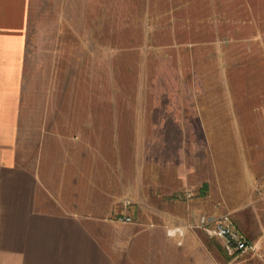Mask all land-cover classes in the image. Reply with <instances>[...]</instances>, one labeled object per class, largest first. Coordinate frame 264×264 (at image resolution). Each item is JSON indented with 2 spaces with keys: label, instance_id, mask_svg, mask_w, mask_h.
I'll return each mask as SVG.
<instances>
[{
  "label": "crops",
  "instance_id": "obj_1",
  "mask_svg": "<svg viewBox=\"0 0 264 264\" xmlns=\"http://www.w3.org/2000/svg\"><path fill=\"white\" fill-rule=\"evenodd\" d=\"M160 2L0 0V264H264V57L236 67L208 0ZM157 47L179 88L126 117L110 57ZM225 214L256 250L201 228Z\"/></svg>",
  "mask_w": 264,
  "mask_h": 264
},
{
  "label": "rangeland",
  "instance_id": "obj_2",
  "mask_svg": "<svg viewBox=\"0 0 264 264\" xmlns=\"http://www.w3.org/2000/svg\"><path fill=\"white\" fill-rule=\"evenodd\" d=\"M133 1L124 0L125 3L119 6L122 9L117 12L119 18L125 17L126 19L127 17L130 18L135 15L134 9L132 8ZM208 1L212 5L211 12L214 11V16L209 18V20L213 24H218L219 22L220 39L218 41L221 45L229 46L226 48V52L229 55L237 53L236 57L233 58L234 62H236V67L245 68L250 66V63L260 66L262 57H264V0ZM157 3V8L161 7L160 0H157ZM162 3L164 4V1ZM113 4H117V1H114ZM127 4L131 5L128 6ZM149 14L153 17L155 12L151 11ZM163 14L160 12L157 15ZM159 20H161L160 23H164L165 19L163 17L158 18V23ZM127 32L129 33L131 30L126 28L125 35ZM152 36L164 42L166 39H169L168 36L170 35L169 33L162 35L156 32ZM208 36L209 34L205 38L207 39ZM131 37L134 36L128 38ZM124 45L129 46L128 44ZM164 50L157 47L154 52H151V54L148 53L142 60L140 59L142 63L140 73L136 69L138 54L135 52L121 53L114 55L112 58L110 57V100L113 98L119 103L125 104L123 109H119L120 114L126 117L145 115L147 114L145 106L148 102L156 99L159 101V104H165L168 93L164 92V88L167 83L171 87L179 88L178 85L181 82L180 75L177 76L175 72H172V74L168 73L170 69H168L167 62L164 60L165 58L163 59ZM228 53L222 55L223 63L230 64L228 62ZM155 60L159 61V66L156 65ZM233 60L231 59V63ZM225 63L224 66H226ZM157 88L161 89L154 91ZM171 95L174 99H178L180 92H173ZM139 102L144 103V106L135 107L134 103L139 104ZM160 110L162 111L161 114H163V107Z\"/></svg>",
  "mask_w": 264,
  "mask_h": 264
},
{
  "label": "built area",
  "instance_id": "obj_3",
  "mask_svg": "<svg viewBox=\"0 0 264 264\" xmlns=\"http://www.w3.org/2000/svg\"><path fill=\"white\" fill-rule=\"evenodd\" d=\"M121 220L125 223L132 222V219L129 217H124ZM201 228L207 235L220 239L226 253L230 257L237 258L250 250L257 249L256 246L252 245V243H250L247 238L235 228L232 219L228 214L220 217H201ZM180 229L181 231L179 233L174 232L171 236H168L173 238L183 237L185 230L183 228Z\"/></svg>",
  "mask_w": 264,
  "mask_h": 264
},
{
  "label": "clouds",
  "instance_id": "obj_4",
  "mask_svg": "<svg viewBox=\"0 0 264 264\" xmlns=\"http://www.w3.org/2000/svg\"><path fill=\"white\" fill-rule=\"evenodd\" d=\"M181 231V229L179 227H175V228H172V229H169L168 232L166 233V235H169L171 236L172 233H179Z\"/></svg>",
  "mask_w": 264,
  "mask_h": 264
}]
</instances>
